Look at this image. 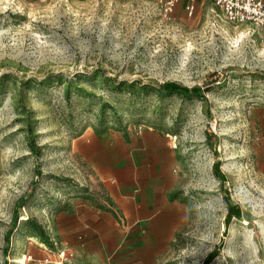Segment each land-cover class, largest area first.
<instances>
[{
	"label": "rangeland",
	"instance_id": "374dc122",
	"mask_svg": "<svg viewBox=\"0 0 264 264\" xmlns=\"http://www.w3.org/2000/svg\"><path fill=\"white\" fill-rule=\"evenodd\" d=\"M79 237L264 264L263 29L212 0H0V264Z\"/></svg>",
	"mask_w": 264,
	"mask_h": 264
},
{
	"label": "crops",
	"instance_id": "0c3cea01",
	"mask_svg": "<svg viewBox=\"0 0 264 264\" xmlns=\"http://www.w3.org/2000/svg\"><path fill=\"white\" fill-rule=\"evenodd\" d=\"M84 225L87 227L86 224ZM93 245L94 243L86 240L85 237L73 243L68 242L62 251L67 252L68 256H59L53 262L47 248L38 244L41 252L35 255L34 264L40 263L38 258H45L48 264H147L146 261H149L148 258L139 256L140 254L135 255L134 252L125 251L126 248H122L124 242L112 248L106 247L104 243H101L103 246L99 249L92 247Z\"/></svg>",
	"mask_w": 264,
	"mask_h": 264
},
{
	"label": "built area",
	"instance_id": "2783aa9c",
	"mask_svg": "<svg viewBox=\"0 0 264 264\" xmlns=\"http://www.w3.org/2000/svg\"><path fill=\"white\" fill-rule=\"evenodd\" d=\"M164 10H171L178 0H157ZM229 22L250 23L264 30V0H212ZM29 256L27 259H30ZM39 264H48L45 259Z\"/></svg>",
	"mask_w": 264,
	"mask_h": 264
},
{
	"label": "trees",
	"instance_id": "16d2710c",
	"mask_svg": "<svg viewBox=\"0 0 264 264\" xmlns=\"http://www.w3.org/2000/svg\"><path fill=\"white\" fill-rule=\"evenodd\" d=\"M162 89L164 92L166 93H172V92H176V93H181L184 96H190V95H196L199 92V88H191L188 89L186 87H182L179 86L176 83L173 82H164L162 84ZM233 208L230 207L229 209V213L227 215V219H229L232 215H235L236 217H240V213H239V208L236 207V210L233 211ZM33 228L35 229L37 236L45 243H49V238L48 236L45 234V232L43 231L42 227L36 223H33ZM215 255V253H211L207 259V262Z\"/></svg>",
	"mask_w": 264,
	"mask_h": 264
}]
</instances>
